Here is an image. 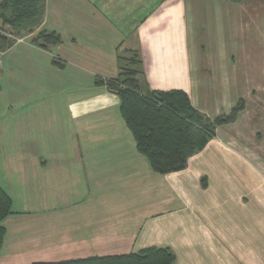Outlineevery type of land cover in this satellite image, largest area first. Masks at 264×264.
Segmentation results:
<instances>
[{
	"label": "crops",
	"instance_id": "crops-1",
	"mask_svg": "<svg viewBox=\"0 0 264 264\" xmlns=\"http://www.w3.org/2000/svg\"><path fill=\"white\" fill-rule=\"evenodd\" d=\"M42 30L61 44L34 45ZM22 39L0 52V186L13 201L0 264L150 248L175 264H264V0H46ZM132 57L145 90H182L209 118L243 102L183 171L155 173L120 97L96 85Z\"/></svg>",
	"mask_w": 264,
	"mask_h": 264
},
{
	"label": "trees",
	"instance_id": "trees-1",
	"mask_svg": "<svg viewBox=\"0 0 264 264\" xmlns=\"http://www.w3.org/2000/svg\"><path fill=\"white\" fill-rule=\"evenodd\" d=\"M45 11L46 0H2L0 52L9 50L17 39L35 34L43 23ZM9 35L16 37V40H11ZM32 43L48 49L61 44V37L55 32L42 30L32 39ZM136 65L135 57L122 59L118 78L97 79L96 85L106 86L110 92L120 97L121 113L134 136L137 149L148 159L155 173L167 175L185 170L189 160L202 152L216 136L218 128L233 124L244 108L241 102L229 114L209 118L193 107L189 95L182 90H145L137 79ZM12 205L11 197L0 186V251L6 234L2 223L12 214ZM175 262L176 257L169 249L150 248L123 256L36 264H175Z\"/></svg>",
	"mask_w": 264,
	"mask_h": 264
},
{
	"label": "rangeland",
	"instance_id": "rangeland-1",
	"mask_svg": "<svg viewBox=\"0 0 264 264\" xmlns=\"http://www.w3.org/2000/svg\"><path fill=\"white\" fill-rule=\"evenodd\" d=\"M9 38H10L11 40H16V37H14V36H12V35H9ZM123 64L128 65L127 63H123Z\"/></svg>",
	"mask_w": 264,
	"mask_h": 264
},
{
	"label": "built area",
	"instance_id": "built-area-1",
	"mask_svg": "<svg viewBox=\"0 0 264 264\" xmlns=\"http://www.w3.org/2000/svg\"><path fill=\"white\" fill-rule=\"evenodd\" d=\"M18 42H23L22 38L17 39Z\"/></svg>",
	"mask_w": 264,
	"mask_h": 264
}]
</instances>
